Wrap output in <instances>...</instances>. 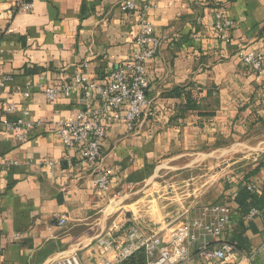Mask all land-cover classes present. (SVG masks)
<instances>
[{
    "label": "crops",
    "instance_id": "1",
    "mask_svg": "<svg viewBox=\"0 0 264 264\" xmlns=\"http://www.w3.org/2000/svg\"><path fill=\"white\" fill-rule=\"evenodd\" d=\"M20 1L0 0V98L3 106L17 107L9 120L27 110L29 120L42 126L20 142L6 133L0 115V239L21 237L4 244L0 264H46L73 252L82 264H117V253L102 254L95 240L107 235L123 240L135 227L127 216L128 190L165 171L187 172L199 162L219 160L264 125V73L252 74L236 58L239 48L264 53V0H131L138 7L150 4L144 20L160 40L157 55L146 64L155 117L133 132L121 124L108 127L99 170L79 165L78 149L65 151L58 136L56 123L83 108L79 92L48 102L42 89L70 82L84 63L88 80L103 83L135 52L141 13L122 11L125 0H24L33 4L29 12L15 9ZM218 14L234 24L227 33L230 43L214 30ZM187 98L193 109L186 107ZM45 159L59 163L52 174L41 165ZM100 171L110 180L105 193L93 185ZM235 186L219 196L232 194ZM209 195L205 199L212 200ZM217 202L214 197L195 217L188 207L182 217L189 222ZM61 216L67 219L64 227L57 225ZM182 223L170 225L157 214L135 225L168 244ZM254 223L258 233H246L250 255L253 264H264V223ZM237 231L233 213L221 240ZM209 241L211 247L218 242ZM181 264L207 261L190 250V260Z\"/></svg>",
    "mask_w": 264,
    "mask_h": 264
},
{
    "label": "built area",
    "instance_id": "2",
    "mask_svg": "<svg viewBox=\"0 0 264 264\" xmlns=\"http://www.w3.org/2000/svg\"><path fill=\"white\" fill-rule=\"evenodd\" d=\"M150 4L138 7L133 1L121 2L120 8L124 12L141 13L140 31L135 38V52L131 57L118 64L106 77L103 83H92L86 73L87 64L81 66L68 83L44 87L48 102L58 98L68 99L74 92H79V102L83 108L72 118L60 120L56 123L59 139L65 151L77 148L79 152L78 164L92 165L99 170L104 157L102 143L108 127L121 124L128 132H133L137 124L151 121L155 117V108L147 98L149 82L146 77V64L152 60L160 48V40L156 37L152 25L144 20V15ZM17 11L29 12L33 9L31 1L21 0L16 6ZM214 30L222 42L230 43L227 33L234 27L233 22L221 14L215 16ZM239 64L251 73L261 76L264 73V53L257 50L239 48L236 52ZM2 82H0V88ZM25 98L30 96L29 91L23 93ZM95 105H91V102ZM15 105L3 106L0 98V115L7 134L15 136L22 142L26 134L42 126L40 122L29 120V113L23 110L15 119L8 117L16 114ZM50 174L59 166L52 159L41 161ZM94 188L99 193H105L110 188L108 176L100 171L94 178ZM246 188L251 193H259L258 186L248 183ZM230 209L222 203L203 209L197 218L180 224L171 234L170 243L163 244L158 236H145L138 227H132L123 240H117L112 235L99 236L95 245L105 255L108 252L117 253V264L132 258L140 250L144 251L147 264H181L190 260V250L196 251V257L204 259L207 264H253V256L243 255L237 250V243L221 240L231 220ZM260 212L250 209L246 220L253 221L259 218ZM57 225L64 227L67 219L58 217ZM20 235L16 234L7 239H0V254L4 244L10 245L19 242ZM209 239L218 240L216 246H210ZM174 254L178 258L174 262ZM46 264H82L76 252L62 255L48 261ZM105 264H109L105 261Z\"/></svg>",
    "mask_w": 264,
    "mask_h": 264
},
{
    "label": "rangeland",
    "instance_id": "3",
    "mask_svg": "<svg viewBox=\"0 0 264 264\" xmlns=\"http://www.w3.org/2000/svg\"><path fill=\"white\" fill-rule=\"evenodd\" d=\"M249 134L243 141L228 148L227 155L219 160L199 162L187 172L165 171L156 181L128 190L127 193L132 196L127 204L131 206L125 207L129 211L126 214L128 219H134L130 227H139L135 225L137 222L146 221L157 214L170 225H178L186 222L182 214L188 207H191V216L195 217L197 211L214 197L222 202L224 198L219 196L222 189L239 183L244 173L264 163V125ZM212 194V200L205 199ZM123 206L119 209L120 213L124 211ZM157 208L158 212H155Z\"/></svg>",
    "mask_w": 264,
    "mask_h": 264
},
{
    "label": "trees",
    "instance_id": "4",
    "mask_svg": "<svg viewBox=\"0 0 264 264\" xmlns=\"http://www.w3.org/2000/svg\"><path fill=\"white\" fill-rule=\"evenodd\" d=\"M253 74V73H252ZM186 107L194 108V104L190 98H187ZM264 170V163L257 164L251 171L244 173L242 180L239 183L233 184L234 192L228 196L222 195V203L230 209V212L235 213V220L238 221L239 231L235 232L230 239L229 243H237V250L247 256L252 253V249L248 244L247 232L252 234L258 233L257 225L253 221H247L246 216L250 209H256L260 212L259 219L264 223V174L260 175V172ZM248 183H254L258 186L260 192L251 193L247 190L246 185ZM233 185L229 186L226 190L232 189ZM231 214V215H232ZM121 264H147L146 257L143 250L137 252L132 258Z\"/></svg>",
    "mask_w": 264,
    "mask_h": 264
}]
</instances>
